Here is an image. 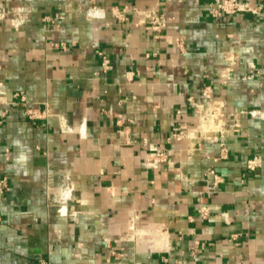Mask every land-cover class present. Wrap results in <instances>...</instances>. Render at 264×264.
I'll list each match as a JSON object with an SVG mask.
<instances>
[{"label":"crops","instance_id":"0c3cea01","mask_svg":"<svg viewBox=\"0 0 264 264\" xmlns=\"http://www.w3.org/2000/svg\"><path fill=\"white\" fill-rule=\"evenodd\" d=\"M212 1L0 0V264H264V0Z\"/></svg>","mask_w":264,"mask_h":264},{"label":"built area","instance_id":"2783aa9c","mask_svg":"<svg viewBox=\"0 0 264 264\" xmlns=\"http://www.w3.org/2000/svg\"><path fill=\"white\" fill-rule=\"evenodd\" d=\"M251 11L252 8L248 6L247 3L241 2L239 0H213L211 3L210 12L214 16H221L223 14H232L239 11ZM102 67H109L108 60L103 57ZM145 145L148 148L147 152V161L151 164H158L167 160L168 152L164 149L159 148L153 143L145 142ZM258 158L252 157L246 161V166L250 169L255 168L258 165ZM4 185V180L2 183ZM203 215L206 213V207L201 206L199 210Z\"/></svg>","mask_w":264,"mask_h":264}]
</instances>
